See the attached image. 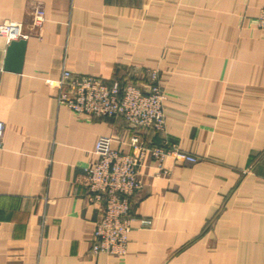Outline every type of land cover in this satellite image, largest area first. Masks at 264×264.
Returning a JSON list of instances; mask_svg holds the SVG:
<instances>
[{
    "label": "crops",
    "instance_id": "0c3cea01",
    "mask_svg": "<svg viewBox=\"0 0 264 264\" xmlns=\"http://www.w3.org/2000/svg\"><path fill=\"white\" fill-rule=\"evenodd\" d=\"M261 8L264 0H0V23L26 35L20 72L4 70L0 36V264H264ZM62 69L141 87L157 70L163 133L73 114L47 83ZM131 134L197 160L147 153L125 256L92 254L98 211L85 168L100 136L129 153Z\"/></svg>",
    "mask_w": 264,
    "mask_h": 264
},
{
    "label": "built area",
    "instance_id": "2783aa9c",
    "mask_svg": "<svg viewBox=\"0 0 264 264\" xmlns=\"http://www.w3.org/2000/svg\"><path fill=\"white\" fill-rule=\"evenodd\" d=\"M31 26L39 29L44 22L41 5L31 11ZM256 28L264 33V8L255 19ZM0 36L7 42L25 38L19 23H0ZM145 86L127 82L106 84L89 75H75L62 69L59 79L48 81L56 90L55 99L73 114L87 118L120 117L136 129L163 133V114L166 94L163 91L159 72L147 74ZM4 125L0 122V148ZM131 152L125 153L112 147V139L100 136L94 146V160L85 168L86 200L98 211V219L92 232L91 253L123 259L126 254L131 228L130 198L140 188L138 168L147 153L159 160L171 155L177 161L196 162L194 155L166 150L163 147L149 148L140 141L138 134H131L128 141ZM141 221V225H148Z\"/></svg>",
    "mask_w": 264,
    "mask_h": 264
},
{
    "label": "water",
    "instance_id": "95a60500",
    "mask_svg": "<svg viewBox=\"0 0 264 264\" xmlns=\"http://www.w3.org/2000/svg\"><path fill=\"white\" fill-rule=\"evenodd\" d=\"M26 41L19 39L16 41H10L5 53L4 70L20 72Z\"/></svg>",
    "mask_w": 264,
    "mask_h": 264
},
{
    "label": "rangeland",
    "instance_id": "374dc122",
    "mask_svg": "<svg viewBox=\"0 0 264 264\" xmlns=\"http://www.w3.org/2000/svg\"><path fill=\"white\" fill-rule=\"evenodd\" d=\"M149 131H151V130H149Z\"/></svg>",
    "mask_w": 264,
    "mask_h": 264
}]
</instances>
